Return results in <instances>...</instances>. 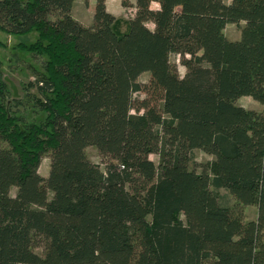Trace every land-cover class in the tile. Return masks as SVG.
<instances>
[{
  "label": "trees",
  "instance_id": "trees-1",
  "mask_svg": "<svg viewBox=\"0 0 264 264\" xmlns=\"http://www.w3.org/2000/svg\"><path fill=\"white\" fill-rule=\"evenodd\" d=\"M73 1L0 0V28L35 31L28 49L45 57L39 96L26 94L37 122L10 112L0 68V264H264V0H134L125 30L105 0L82 25ZM143 72L158 105L132 98ZM89 145L111 159L104 172ZM194 149L213 156L209 173L190 168Z\"/></svg>",
  "mask_w": 264,
  "mask_h": 264
},
{
  "label": "rangeland",
  "instance_id": "rangeland-1",
  "mask_svg": "<svg viewBox=\"0 0 264 264\" xmlns=\"http://www.w3.org/2000/svg\"><path fill=\"white\" fill-rule=\"evenodd\" d=\"M230 0H225L229 3ZM108 9L111 14L116 18L123 20L121 24V29L125 30L126 23L128 19H131L134 15L135 9L133 7L134 0H107L106 2ZM106 6V5H105ZM152 9H156L158 5L155 2L150 4ZM93 12L94 4H88V0H75L71 8V16L85 26H93ZM54 19V16H50ZM244 22L240 21L238 23H227L224 27L225 36L231 40H238L240 37V30L243 27ZM146 26L150 29L153 28L151 22L146 23ZM37 33L32 31L27 34L17 35L10 34L0 28V68L2 72V79L7 86V97L6 102L10 108V112L17 114L16 116L23 117L26 121H35L42 119L44 114L41 112L37 106L34 105L32 101H28L26 94L39 96L37 91V79L44 73L45 57L37 54L34 51H30L28 47L36 41ZM188 56L185 55L184 58ZM169 61L176 67L177 73L182 77L186 71L185 67L181 63L180 56L178 54H170ZM150 79V74L148 72L141 73L136 82L141 86L142 90L135 91L132 94V98L135 101H141L146 99L150 101L151 105H158L159 100L155 97L154 93H147L146 88L148 87ZM21 102L15 105V102ZM236 103L243 106L246 109L254 110L257 112L263 111V105L255 101L249 96H241L236 100ZM141 112V111H140ZM131 113L134 110L131 109ZM0 147H7V144L0 141ZM193 157L189 164L190 168L195 170L197 173L206 171L209 173V167L213 161V156L205 153L200 149H194L192 151ZM86 157L98 168L104 172L105 166L111 161L108 156H102L96 147L89 145L85 148ZM49 152L42 155L40 163L38 166V173L42 177H47L49 171ZM148 158L155 164H158L159 157L157 154H149ZM210 189H213L210 186ZM218 193L220 201L229 206L234 204L233 197L223 188L215 189ZM16 188L12 187L10 189V194L14 195ZM49 197L51 193L48 192ZM244 220H254L256 218V206L248 205L243 209ZM34 252L39 255L43 254L42 247H35Z\"/></svg>",
  "mask_w": 264,
  "mask_h": 264
},
{
  "label": "crops",
  "instance_id": "crops-1",
  "mask_svg": "<svg viewBox=\"0 0 264 264\" xmlns=\"http://www.w3.org/2000/svg\"><path fill=\"white\" fill-rule=\"evenodd\" d=\"M106 2H107V0H105V5H106V7H107V4H106ZM75 3V0L73 1V4ZM156 3V2H155ZM73 4H72V6H73ZM88 4H94L95 5V0H88ZM157 4V3H156ZM158 5V4H157ZM108 10V9H107ZM109 12V11H108ZM70 14H71V12H70ZM73 17V16H72ZM76 20V19H75Z\"/></svg>",
  "mask_w": 264,
  "mask_h": 264
}]
</instances>
